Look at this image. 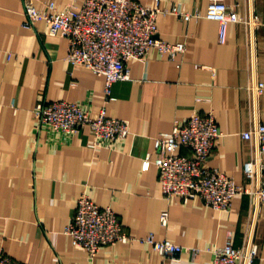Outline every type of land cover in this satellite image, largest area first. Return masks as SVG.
Returning a JSON list of instances; mask_svg holds the SVG:
<instances>
[{"label": "crops", "instance_id": "1", "mask_svg": "<svg viewBox=\"0 0 264 264\" xmlns=\"http://www.w3.org/2000/svg\"><path fill=\"white\" fill-rule=\"evenodd\" d=\"M50 1L62 7L70 0H34L39 8ZM138 1L200 16L160 13L158 36L184 42L185 51L170 59L151 48L144 60L131 59L129 77L113 82L107 99L103 75L68 63L65 37L49 34L43 21L23 26L22 0H0V250L25 264H207L214 248L227 241L245 246L250 232L258 245L253 264H264V204L255 195H236L228 210L200 197L167 199L158 168L141 170L147 152L155 155V136L194 112L213 111L221 136L209 165L251 185L244 164L255 153L242 132L264 122V91L255 96L251 90L264 82V0H227L240 15L257 13L262 23H230L223 43L218 22L204 17L209 0ZM60 99L81 102L93 117L105 108L126 120L130 132L93 148L88 127L69 136L39 128L36 104ZM82 192L111 206L134 238L94 254L75 246L64 230ZM163 211L167 224L160 221ZM149 232L197 252L163 257L139 239Z\"/></svg>", "mask_w": 264, "mask_h": 264}, {"label": "built area", "instance_id": "2", "mask_svg": "<svg viewBox=\"0 0 264 264\" xmlns=\"http://www.w3.org/2000/svg\"><path fill=\"white\" fill-rule=\"evenodd\" d=\"M22 2L23 26L35 28L43 21L49 34L65 37L68 41V63L103 75L107 99L113 82L129 77L128 63L131 59L144 60L151 48L170 59L185 51L184 42L172 43L158 36L157 18L160 13H173L184 20L200 16L198 12L191 14L177 7L171 10L153 8L138 0H83L81 3L70 0L62 7L50 1L44 8L37 7L34 0ZM204 17L218 22L220 43L226 41L228 26L232 22H241L248 28L262 23L257 13L240 15L227 0H209ZM251 90L255 96L261 94L264 82L259 81ZM34 117L39 128L67 136L88 127L93 137L90 144L93 148L122 140L130 132L126 120L108 116L105 108L93 117L84 104L67 99L40 100L34 108ZM220 136L213 111L194 112L185 121L175 122L170 131L155 136V155L147 152L141 170H148L152 164L158 168L162 193L167 199L179 197L188 202L200 197L207 206L228 210L236 195L251 193L259 204H264V122H257L242 132L255 153L244 164L250 186L236 183L229 174L209 165L208 160ZM182 148L189 153H182ZM160 221L167 224V211L161 213ZM64 231L75 246L91 254L103 246L134 238L111 206L98 205L87 192L79 196ZM139 239L167 258L179 259L187 250L193 254L197 252L195 248L168 239L158 240L153 232ZM212 251L213 257L207 264H253L258 245L249 232L245 246L236 247L227 241ZM0 264L25 263L0 250Z\"/></svg>", "mask_w": 264, "mask_h": 264}]
</instances>
